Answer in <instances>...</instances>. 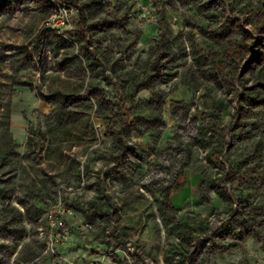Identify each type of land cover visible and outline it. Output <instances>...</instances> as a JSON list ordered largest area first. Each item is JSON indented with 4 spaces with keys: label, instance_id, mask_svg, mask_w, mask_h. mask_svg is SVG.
Returning <instances> with one entry per match:
<instances>
[{
    "label": "rangeland",
    "instance_id": "1",
    "mask_svg": "<svg viewBox=\"0 0 264 264\" xmlns=\"http://www.w3.org/2000/svg\"><path fill=\"white\" fill-rule=\"evenodd\" d=\"M145 2L0 0V236L264 264V0Z\"/></svg>",
    "mask_w": 264,
    "mask_h": 264
},
{
    "label": "crops",
    "instance_id": "2",
    "mask_svg": "<svg viewBox=\"0 0 264 264\" xmlns=\"http://www.w3.org/2000/svg\"><path fill=\"white\" fill-rule=\"evenodd\" d=\"M5 221L22 233L19 236L14 232L9 238L0 236V264H112L102 247L90 237L78 238L67 231L54 242L56 254L53 255L44 253V243L36 238L38 233L26 231L29 222L20 220L19 215Z\"/></svg>",
    "mask_w": 264,
    "mask_h": 264
},
{
    "label": "built area",
    "instance_id": "3",
    "mask_svg": "<svg viewBox=\"0 0 264 264\" xmlns=\"http://www.w3.org/2000/svg\"><path fill=\"white\" fill-rule=\"evenodd\" d=\"M118 1H121L127 5H132L135 8H138L139 6L140 8H142L143 6H145V4H143L142 2L143 1L147 2L148 0H118ZM55 7L58 9L57 11L58 14L56 13L57 20L55 23V27L62 28L66 26V24L68 23L67 22L68 17L70 16V14H72L73 10L70 9L69 11L66 9H61L57 5H55ZM64 214H65V211L62 207H60V205H58V208L56 207L55 209H52L51 211L46 213L45 223H46L48 234L46 237L47 239H45L44 241V246H45L44 253L54 254V242L55 241L53 237L59 234V232L64 228V224H63Z\"/></svg>",
    "mask_w": 264,
    "mask_h": 264
}]
</instances>
